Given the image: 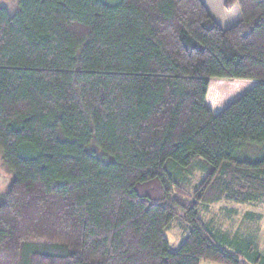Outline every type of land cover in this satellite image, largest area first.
Here are the masks:
<instances>
[{
	"label": "trees",
	"instance_id": "obj_1",
	"mask_svg": "<svg viewBox=\"0 0 264 264\" xmlns=\"http://www.w3.org/2000/svg\"><path fill=\"white\" fill-rule=\"evenodd\" d=\"M235 4L227 28L202 0L0 5V264H264L202 216L264 198L241 157L264 147V0ZM215 77L256 82L215 113Z\"/></svg>",
	"mask_w": 264,
	"mask_h": 264
},
{
	"label": "rangeland",
	"instance_id": "obj_2",
	"mask_svg": "<svg viewBox=\"0 0 264 264\" xmlns=\"http://www.w3.org/2000/svg\"><path fill=\"white\" fill-rule=\"evenodd\" d=\"M202 1L213 18L224 28L234 25L242 17V12L238 4L228 9L225 6L227 0ZM0 5L15 11L17 9V0H0ZM255 82L253 79L212 78L207 95L209 97L208 101H212V110L215 113L219 112L252 87ZM208 101L206 100V103ZM247 147L242 152V158L254 161L264 157L263 146L252 144ZM200 175L201 172L197 170L193 174H184L183 176L185 178L182 179L191 188L199 182ZM12 180L13 174L6 169L0 152V201L4 199ZM202 216L208 222L214 220L216 227L228 233L231 239L241 243H250L255 251H258L264 256V198L250 204L236 202L214 204L213 207L204 208ZM166 234L170 241V249L172 251L177 250L183 238L182 231L178 228H172L167 230ZM200 264L220 263L202 260Z\"/></svg>",
	"mask_w": 264,
	"mask_h": 264
},
{
	"label": "crops",
	"instance_id": "obj_3",
	"mask_svg": "<svg viewBox=\"0 0 264 264\" xmlns=\"http://www.w3.org/2000/svg\"><path fill=\"white\" fill-rule=\"evenodd\" d=\"M239 20H240V19H239ZM239 20H238V21H239ZM208 98H209V97L207 96V98H206L207 101L209 100ZM209 102H210V103H209ZM211 102H212V101H208L207 104H208L211 108H213V107H212L213 104H212ZM212 222L214 223V220H212ZM222 222H223V221H222ZM219 225H220V224H219ZM220 227H221V225H220ZM221 228H222V227H221ZM219 230H220L221 232H223V233H226V232H224V230H222V229H220V228H219ZM227 234H228V233H227Z\"/></svg>",
	"mask_w": 264,
	"mask_h": 264
}]
</instances>
